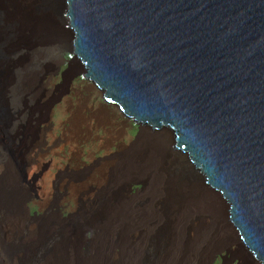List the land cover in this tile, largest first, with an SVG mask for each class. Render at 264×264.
I'll use <instances>...</instances> for the list:
<instances>
[{"label": "water", "instance_id": "1", "mask_svg": "<svg viewBox=\"0 0 264 264\" xmlns=\"http://www.w3.org/2000/svg\"><path fill=\"white\" fill-rule=\"evenodd\" d=\"M31 11L36 20L0 0V135L14 129L41 54L55 62L50 75L74 65L121 115L169 131L264 264V0H35ZM6 154L25 178L28 163L10 144ZM6 172L0 211L21 212L29 197Z\"/></svg>", "mask_w": 264, "mask_h": 264}, {"label": "rangeland", "instance_id": "2", "mask_svg": "<svg viewBox=\"0 0 264 264\" xmlns=\"http://www.w3.org/2000/svg\"><path fill=\"white\" fill-rule=\"evenodd\" d=\"M15 1L21 9L23 5ZM46 20L50 23L48 18ZM32 25L36 27L35 23ZM41 45L35 48L49 46L45 42ZM40 57V68L27 77L26 86L19 95L22 103L14 108V129L8 137L0 135V157L7 155V168L0 172V200L6 190L1 183L6 169V181L16 187L19 196L29 197L19 212L24 223L20 236L4 230L3 218L0 219V264H11L6 261L10 256H18L21 264L32 261L47 242L48 236H43V230L53 236L79 223L80 211H89L93 206L94 193L107 188L106 177L116 158L147 138V134H142L147 127H140L121 115L115 106L104 102L100 92L76 74L74 65H58L59 70L53 76L49 71L55 62L48 55ZM38 76L42 77L39 81ZM148 132L159 133L160 130L148 128ZM167 138V147L173 150L170 133ZM9 144L28 163L23 179L14 167L15 160L6 154ZM123 191L127 198L140 200L144 193L147 194V183L131 181L123 186ZM142 202L147 205L146 198ZM224 219L237 235L228 221L227 206ZM194 225L192 223L190 228ZM27 231L34 232L35 237H30ZM81 236L85 244L80 245L79 250L84 252L93 236L90 230H85ZM238 250L243 252L231 242H219L206 264H248ZM247 256L251 264H258Z\"/></svg>", "mask_w": 264, "mask_h": 264}, {"label": "bare ground", "instance_id": "3", "mask_svg": "<svg viewBox=\"0 0 264 264\" xmlns=\"http://www.w3.org/2000/svg\"><path fill=\"white\" fill-rule=\"evenodd\" d=\"M28 1L19 0L28 17L36 20L31 11L35 0ZM168 133L162 129L150 134L148 127L143 128L147 138L116 158L106 177L107 188L94 193L93 206L80 211L79 223L55 236L43 230V236L49 238L43 237L47 242L26 264H206L219 242L240 247L244 252L238 250L240 257L251 264L237 229L228 220L236 235L225 223L228 202L192 169L183 153L167 147ZM5 168L6 161L0 159V172ZM131 181L147 183V194L140 200L125 196L123 186ZM145 198L146 206L142 202ZM18 207L2 209L0 219L4 230L19 235L24 223ZM192 223L195 225L190 228ZM85 230H90L93 237L81 252ZM27 232L35 237L34 232ZM6 261L21 264L18 256Z\"/></svg>", "mask_w": 264, "mask_h": 264}]
</instances>
